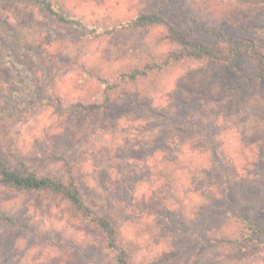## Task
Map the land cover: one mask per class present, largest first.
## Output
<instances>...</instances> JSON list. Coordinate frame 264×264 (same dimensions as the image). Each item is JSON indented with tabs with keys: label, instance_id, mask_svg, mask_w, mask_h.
<instances>
[{
	"label": "rangeland",
	"instance_id": "rangeland-1",
	"mask_svg": "<svg viewBox=\"0 0 264 264\" xmlns=\"http://www.w3.org/2000/svg\"><path fill=\"white\" fill-rule=\"evenodd\" d=\"M47 1L76 24L0 0L2 162L73 179L128 264L136 251L140 264L254 255L264 236L229 241L246 235L243 215L264 235L263 67L181 57L168 38L175 29L203 44L220 37L218 47L254 40L264 53V27L243 14L249 0ZM141 15L163 24L132 27ZM15 193L0 216L6 262L21 245L35 264H117L106 236L61 196Z\"/></svg>",
	"mask_w": 264,
	"mask_h": 264
},
{
	"label": "trees",
	"instance_id": "trees-1",
	"mask_svg": "<svg viewBox=\"0 0 264 264\" xmlns=\"http://www.w3.org/2000/svg\"><path fill=\"white\" fill-rule=\"evenodd\" d=\"M23 2L34 3L36 5L43 6L48 14L54 18L57 22L63 25H75L76 22L68 20L64 14L57 13L50 8L47 0H20ZM163 20L159 16L155 15H141L136 21L132 23V27L144 29L150 26L162 25ZM213 38H216V34H211ZM168 38L180 48V56L184 54L187 57H191L196 60H220L225 61L226 58H230L233 62L249 60L255 62V64L263 67L264 70V53L259 50L254 40L246 41H231L230 39L223 43L221 47L217 42L218 38L214 42L203 44L194 40H189L186 36L182 35L175 29H168ZM178 58V57H175ZM232 63V62H230ZM261 74V72H260ZM144 73H133L129 79L133 81L136 76H142ZM257 80L264 78V73L260 75ZM0 186L15 192H50L61 196L69 203L76 212L80 213L89 223L97 227L109 241V248L116 253L117 264H128V257L123 249H119L114 242L115 231L112 224L100 217L94 212L89 205L83 200L80 192L77 190L73 179H70L69 184L61 181H51L48 178L37 177L36 174L21 168L20 170L9 169L0 159ZM243 220L247 223L246 235L240 238V241H229L236 246H244L249 243L251 238H263L264 236L260 231V228L255 225L253 219H250L249 215H243ZM246 243V244H245Z\"/></svg>",
	"mask_w": 264,
	"mask_h": 264
},
{
	"label": "clouds",
	"instance_id": "clouds-1",
	"mask_svg": "<svg viewBox=\"0 0 264 264\" xmlns=\"http://www.w3.org/2000/svg\"><path fill=\"white\" fill-rule=\"evenodd\" d=\"M246 17H254L256 21L261 22L264 27V0H249V7L243 13ZM143 191V189H141ZM17 193L6 191L5 187L0 186V216L11 214L10 211L3 207L8 201H19ZM5 226L0 224V232H4ZM17 251L6 262L3 257H0V264H35V259L32 254H24V248L21 245H16ZM231 251V250H229ZM242 252L247 250L241 248ZM255 254L251 253L239 259L238 264H264V244H261ZM223 259V257H220ZM142 260L138 251L130 253V264H140Z\"/></svg>",
	"mask_w": 264,
	"mask_h": 264
}]
</instances>
